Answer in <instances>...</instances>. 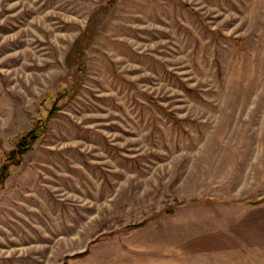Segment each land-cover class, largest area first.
I'll use <instances>...</instances> for the list:
<instances>
[{"label":"rangeland","instance_id":"374dc122","mask_svg":"<svg viewBox=\"0 0 264 264\" xmlns=\"http://www.w3.org/2000/svg\"><path fill=\"white\" fill-rule=\"evenodd\" d=\"M40 124L0 264H264V0H0V167Z\"/></svg>","mask_w":264,"mask_h":264},{"label":"trees","instance_id":"16d2710c","mask_svg":"<svg viewBox=\"0 0 264 264\" xmlns=\"http://www.w3.org/2000/svg\"><path fill=\"white\" fill-rule=\"evenodd\" d=\"M45 131L44 125H38L34 130H31L18 140L15 149L7 152L6 162L0 167V191L5 188L6 181L11 176V167L19 166L22 163L24 156L33 150ZM142 225H144V222L137 225V227Z\"/></svg>","mask_w":264,"mask_h":264}]
</instances>
